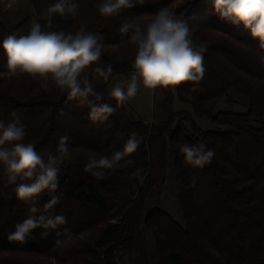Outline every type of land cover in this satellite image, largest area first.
Here are the masks:
<instances>
[{
    "label": "trees",
    "instance_id": "obj_1",
    "mask_svg": "<svg viewBox=\"0 0 264 264\" xmlns=\"http://www.w3.org/2000/svg\"><path fill=\"white\" fill-rule=\"evenodd\" d=\"M31 1L36 8L34 18L45 30L75 32L84 27L103 34L102 55L93 64H110L112 73L107 81L93 78L89 66L86 71L102 100L89 99L116 106V111L106 122H93L87 104L69 100L51 82L49 90L42 89L39 78L31 75L19 77L24 81L19 86L8 83L12 89L8 85L0 87V120L7 123L12 112L19 114L26 125L25 142L34 143L42 155L53 152L62 136L68 137L70 152V159L61 167L57 190H45L35 201L18 199L16 185L7 182L0 166V250L54 251L62 242L90 231L96 222L80 223L77 215L95 211L106 217L119 214V222L102 228L93 242L80 239L74 246H66L72 264H118L119 253L134 249L145 227L151 235L155 264H264V47L258 38L222 19L211 0H194L185 11L174 8L175 16L189 25L193 41L206 48L205 71L199 81L178 85L176 98L188 108L176 111L175 95L167 87L162 112L155 121L144 123L108 95L116 75L135 72L132 61L136 47L130 41L131 33H121L120 28L135 19H151L161 8L171 10L177 0H134V7L112 17L99 13L100 0H71L64 15L51 17V28L47 9L56 0ZM191 5L194 12L187 14ZM32 20L10 29L0 20V40L13 33L26 35ZM6 60L5 50L0 48V76L11 73L5 67ZM15 74L27 73L17 70ZM15 78L14 82L20 81ZM0 83L5 79L0 77ZM199 118L210 120L213 128H202ZM133 132L142 138L134 152L123 156L111 169H96L102 173L100 178L84 170L90 157L98 160L122 150ZM158 141L163 145L161 153L156 148ZM200 142L212 148L215 155L203 168L192 167L185 162L179 145ZM169 153L174 154L180 202L189 214L184 223L160 209L139 205L141 201L133 198L138 175L146 169V178H150L153 166L166 160ZM53 195L59 197V203L44 214L62 215L66 223L48 230L46 236L38 227L25 241L10 240L8 233L26 218L28 209L35 204L42 213ZM65 229L71 231L70 239L63 233Z\"/></svg>",
    "mask_w": 264,
    "mask_h": 264
},
{
    "label": "clouds",
    "instance_id": "obj_2",
    "mask_svg": "<svg viewBox=\"0 0 264 264\" xmlns=\"http://www.w3.org/2000/svg\"><path fill=\"white\" fill-rule=\"evenodd\" d=\"M71 0H56L47 9L48 27L51 28L54 14H65V6ZM214 11L233 25L242 26L254 38H258L264 47V0H211ZM134 0H100L97 5L104 17H112L124 8L134 7ZM68 11H72L69 7ZM121 33H131L130 41L136 47L132 61L135 72L126 84L117 83L108 95L114 98L117 106L134 97L138 91V80L145 88L157 86L169 87L185 81H199L205 68L203 64L206 48L197 45L190 34V27L184 19L177 18L166 8L158 10L151 19H135L122 23ZM103 34L79 28L75 32L63 29L45 30L38 19L33 18L26 35H7L0 40V48L7 57L5 67L15 74L17 70L39 78L40 86L49 90L50 82L69 100L77 99L90 107L89 117L93 122H106L116 111L109 103H93L102 100L90 80L88 72L92 66L93 78L109 79L112 65L93 64L102 55ZM12 119L5 123L0 120V166L9 184H14L16 197L23 201H35L45 190L54 193L58 188V177L65 161L70 159L68 137L62 136L53 152L42 155L36 151L32 142H25L26 125L21 116L12 112ZM142 138L133 132L128 136L122 150L112 156H102L98 160L90 157L84 163V170L100 178L102 173L96 169H111L126 154L134 152ZM179 151L184 160L192 167L203 168L211 163L215 153L204 142L198 144H180ZM18 181H20L18 183ZM24 181H30L25 183ZM59 203V197L53 195L44 205L43 212L35 206L28 209L25 219L15 225L8 233L10 240L25 241L32 230L42 228V236L48 230L56 229L66 223L62 215H46ZM37 213H41L37 215ZM63 233L71 238V231Z\"/></svg>",
    "mask_w": 264,
    "mask_h": 264
},
{
    "label": "rangeland",
    "instance_id": "obj_3",
    "mask_svg": "<svg viewBox=\"0 0 264 264\" xmlns=\"http://www.w3.org/2000/svg\"><path fill=\"white\" fill-rule=\"evenodd\" d=\"M193 1L194 0L174 1L170 7L171 10L169 11L173 13L174 8L185 11L188 3L190 4ZM35 16L36 8L32 4L31 0H0V20L8 29L20 23H25L29 18H34ZM133 73L134 72L116 75L109 85V92L117 83L126 84L131 79ZM28 75L29 74H26L25 76L12 73L2 74L0 77L5 79V83H0V87H4L6 85L9 86L8 83L17 84L16 86H19L20 82H24L21 80ZM14 77H16L15 81H18L20 79L19 77L23 78L18 82H14ZM169 87L175 95L173 108L176 111L188 108V105L178 101L176 98L178 85ZM9 88L11 87L9 86ZM164 90L165 87L162 86H157L155 89L145 88L142 82L138 80L137 94L129 100L123 102V104L134 118L144 123H151L155 121V118H157L159 113L162 112L161 102L164 99ZM197 122L202 128H213V124L210 120L199 118L197 119ZM156 146L157 151L159 150V153H161L163 145L158 141L156 142ZM168 147L170 148L169 143ZM78 150L86 152L84 147H79ZM173 155L169 153L166 160H160L157 162V164L153 166V173L150 178H146L148 174V170L146 171V169L143 175H138L140 181L138 187H136L137 189L135 190L133 198H137L141 201V203H138L139 205H143L150 210L153 208L160 209L173 220L184 223L185 216H189V214H186V209L180 202L177 190L178 182L176 181L174 171L175 164ZM117 166H119V164H117L116 167ZM131 204L132 203L129 205ZM115 211L116 210H114V212ZM198 211L199 210H197V212ZM144 214H147V212H144ZM118 215L119 214H114L113 217V214H111L106 217L95 211H87L85 214H78L77 216L81 217L80 223L87 220L90 222H96L88 229L90 231L84 232L81 235H76L77 237L75 236V239L72 237V239L62 242L60 248H54V251L52 250L50 252L30 253L0 250V264H17V262H23L25 264H72L73 258L69 257V253L65 252L67 251L66 246L72 247L80 239L93 242L94 238L98 236L102 228L109 224H117L119 222V217H117ZM82 218L86 220H82ZM262 219L264 221V218ZM151 242L152 239L150 232L145 227L143 231L140 230V237H138L135 248L132 250H124L119 253L117 258L118 264H155V250L153 252V244H150ZM102 257L103 255H101V258ZM59 258H61L62 261Z\"/></svg>",
    "mask_w": 264,
    "mask_h": 264
},
{
    "label": "built area",
    "instance_id": "obj_4",
    "mask_svg": "<svg viewBox=\"0 0 264 264\" xmlns=\"http://www.w3.org/2000/svg\"><path fill=\"white\" fill-rule=\"evenodd\" d=\"M194 11V6L191 5L188 9H187V14H192Z\"/></svg>",
    "mask_w": 264,
    "mask_h": 264
}]
</instances>
